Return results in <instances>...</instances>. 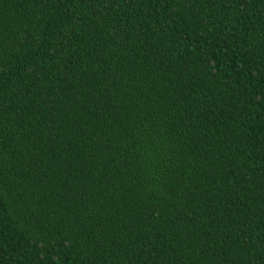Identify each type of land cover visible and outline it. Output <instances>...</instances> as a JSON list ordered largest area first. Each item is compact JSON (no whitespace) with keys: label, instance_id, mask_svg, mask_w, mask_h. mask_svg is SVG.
Segmentation results:
<instances>
[{"label":"trees","instance_id":"trees-1","mask_svg":"<svg viewBox=\"0 0 264 264\" xmlns=\"http://www.w3.org/2000/svg\"><path fill=\"white\" fill-rule=\"evenodd\" d=\"M0 264H264V0H0Z\"/></svg>","mask_w":264,"mask_h":264}]
</instances>
